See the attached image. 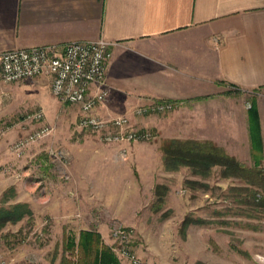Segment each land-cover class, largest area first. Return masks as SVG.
Instances as JSON below:
<instances>
[{"label": "rangeland", "instance_id": "rangeland-1", "mask_svg": "<svg viewBox=\"0 0 264 264\" xmlns=\"http://www.w3.org/2000/svg\"><path fill=\"white\" fill-rule=\"evenodd\" d=\"M34 80L0 84V214L12 215L0 223V264H60L70 257L68 239L94 227L120 264L130 263L119 252L118 229L129 233L130 248L146 264H264V209L247 180L224 176L219 166L197 174L186 166L166 169L162 146L175 139L143 127L153 137L129 152L157 167L130 164L126 176L96 174L91 182L88 163L133 161L127 148L79 129L77 107L56 100L47 79ZM38 109L42 121L24 120ZM42 125L50 133L18 155L13 144ZM61 189L72 222L60 220L62 200H46L44 210V192Z\"/></svg>", "mask_w": 264, "mask_h": 264}, {"label": "crops", "instance_id": "crops-1", "mask_svg": "<svg viewBox=\"0 0 264 264\" xmlns=\"http://www.w3.org/2000/svg\"><path fill=\"white\" fill-rule=\"evenodd\" d=\"M98 39L112 43L106 74L112 92L99 116L126 115L161 137L212 142L246 167L258 161L264 167V0H0V54ZM43 79L49 81H34ZM147 99L181 105L134 117L133 108ZM121 145L133 161H92L91 182L96 174L126 176L130 164L157 167L130 153L141 144ZM64 192L46 190L42 201L46 211V200L64 201L63 223L74 213L63 207L70 205ZM93 230L104 242L101 229Z\"/></svg>", "mask_w": 264, "mask_h": 264}, {"label": "built area", "instance_id": "built-area-1", "mask_svg": "<svg viewBox=\"0 0 264 264\" xmlns=\"http://www.w3.org/2000/svg\"><path fill=\"white\" fill-rule=\"evenodd\" d=\"M111 42L72 41L56 45L17 48L0 54V84H11L47 77L52 96L60 103L76 106L79 111L77 127L92 133L106 144L136 143L149 141L151 130L137 126L126 115L102 117L97 114L99 106L110 97L112 87L107 82V68L112 58ZM176 101L147 99L132 110L134 117L162 115L173 111ZM42 109L24 116L28 122H40ZM50 128L40 126L24 139L13 144L18 155L32 142L46 137ZM115 235L120 239L119 252L130 264H146L130 248L129 233L119 229Z\"/></svg>", "mask_w": 264, "mask_h": 264}, {"label": "trees", "instance_id": "trees-1", "mask_svg": "<svg viewBox=\"0 0 264 264\" xmlns=\"http://www.w3.org/2000/svg\"><path fill=\"white\" fill-rule=\"evenodd\" d=\"M249 112L251 120L257 122V113L251 108ZM162 153L165 168L169 170L186 166L197 174L200 170L207 172L211 167L219 166L224 176L247 180L251 187L261 191L260 194L256 189L251 190L250 196L257 201V206L264 209V170L257 168L260 161L248 168L212 142L196 140H167L162 146ZM9 217H12L9 213L0 214V223ZM65 249L70 257H62L60 264H120L111 248L94 230H81L76 240L71 236Z\"/></svg>", "mask_w": 264, "mask_h": 264}]
</instances>
